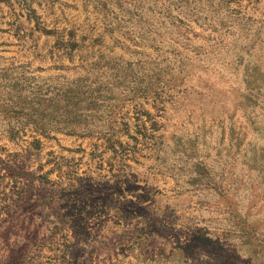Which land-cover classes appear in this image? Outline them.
<instances>
[{
  "label": "rangeland",
  "instance_id": "1",
  "mask_svg": "<svg viewBox=\"0 0 264 264\" xmlns=\"http://www.w3.org/2000/svg\"><path fill=\"white\" fill-rule=\"evenodd\" d=\"M0 264H264V0H0Z\"/></svg>",
  "mask_w": 264,
  "mask_h": 264
},
{
  "label": "trees",
  "instance_id": "2",
  "mask_svg": "<svg viewBox=\"0 0 264 264\" xmlns=\"http://www.w3.org/2000/svg\"><path fill=\"white\" fill-rule=\"evenodd\" d=\"M7 75H9V74H7ZM9 78L12 82L11 84H15V85L23 84L24 82L22 80H29L30 79V77H26L24 75L23 76L19 75V76H14V77H12V75H10ZM38 87H40V86H37L38 91L39 92L42 91ZM51 93H52L51 91L48 92V94H51ZM16 108H19L18 104H12L11 106H8V105L2 106L1 114L4 116V119H7L9 122L15 116V114L19 113L20 110H18ZM36 109H35V111H37ZM31 115L35 116V119H37V120H34L32 117H30V120H28V121L34 123L35 125H38V123H39V125H41V126H39V129H41V128L49 129L48 127H49V125H51L48 122L49 118L46 121H44L45 118L40 116L37 112H33V111L31 112ZM10 129L13 130L15 128L11 127ZM45 131H47V130H45Z\"/></svg>",
  "mask_w": 264,
  "mask_h": 264
}]
</instances>
